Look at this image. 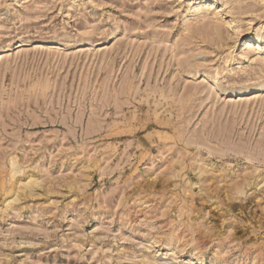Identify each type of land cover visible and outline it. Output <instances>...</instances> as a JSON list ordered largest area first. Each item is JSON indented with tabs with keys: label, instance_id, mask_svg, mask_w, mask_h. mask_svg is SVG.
Wrapping results in <instances>:
<instances>
[{
	"label": "rangeland",
	"instance_id": "374dc122",
	"mask_svg": "<svg viewBox=\"0 0 264 264\" xmlns=\"http://www.w3.org/2000/svg\"><path fill=\"white\" fill-rule=\"evenodd\" d=\"M0 264H264V0H0Z\"/></svg>",
	"mask_w": 264,
	"mask_h": 264
},
{
	"label": "bare ground",
	"instance_id": "6f19581e",
	"mask_svg": "<svg viewBox=\"0 0 264 264\" xmlns=\"http://www.w3.org/2000/svg\"><path fill=\"white\" fill-rule=\"evenodd\" d=\"M246 46H247V47L252 46V42H251V41H248Z\"/></svg>",
	"mask_w": 264,
	"mask_h": 264
}]
</instances>
